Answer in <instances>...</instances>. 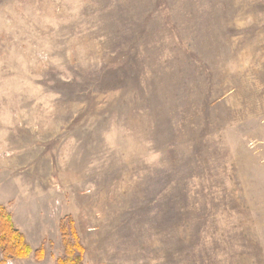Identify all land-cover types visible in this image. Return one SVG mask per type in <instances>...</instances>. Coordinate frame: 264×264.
<instances>
[{"label":"rangeland","instance_id":"rangeland-1","mask_svg":"<svg viewBox=\"0 0 264 264\" xmlns=\"http://www.w3.org/2000/svg\"><path fill=\"white\" fill-rule=\"evenodd\" d=\"M0 205V264H264V0H0Z\"/></svg>","mask_w":264,"mask_h":264},{"label":"trees","instance_id":"trees-1","mask_svg":"<svg viewBox=\"0 0 264 264\" xmlns=\"http://www.w3.org/2000/svg\"><path fill=\"white\" fill-rule=\"evenodd\" d=\"M74 248L79 253L74 255V252H70L69 255L63 260H57L59 264H82V252L83 248L79 243H75ZM0 248L3 252V263L5 259H27L32 250L29 245L23 239L22 234L15 228L11 221V216L6 212L4 206L0 205ZM38 252H36L37 254ZM39 259L43 257L42 252L38 253Z\"/></svg>","mask_w":264,"mask_h":264}]
</instances>
